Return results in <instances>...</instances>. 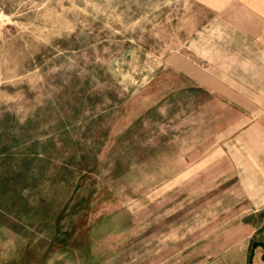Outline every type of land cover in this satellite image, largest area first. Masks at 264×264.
Instances as JSON below:
<instances>
[{
  "label": "rangeland",
  "instance_id": "374dc122",
  "mask_svg": "<svg viewBox=\"0 0 264 264\" xmlns=\"http://www.w3.org/2000/svg\"><path fill=\"white\" fill-rule=\"evenodd\" d=\"M245 4L0 0V264H199L264 234Z\"/></svg>",
  "mask_w": 264,
  "mask_h": 264
},
{
  "label": "crops",
  "instance_id": "0c3cea01",
  "mask_svg": "<svg viewBox=\"0 0 264 264\" xmlns=\"http://www.w3.org/2000/svg\"><path fill=\"white\" fill-rule=\"evenodd\" d=\"M246 2L254 3L253 7L250 4L249 6L248 4L245 5L249 7L247 10L254 17L261 19L262 28H264V0H243V3ZM261 133L262 128H260ZM247 144V142H244V145ZM252 144L256 147L264 146V139L260 135V137L254 138ZM239 155L241 156V154ZM261 168L264 169L263 166ZM261 229L262 226L256 223L255 219L245 225L242 223L239 230L243 235L239 236L236 243L226 244L219 251L210 250V252L207 251L201 254L200 256L204 259L199 264H264V234L259 235L257 233ZM229 242L231 241L229 240Z\"/></svg>",
  "mask_w": 264,
  "mask_h": 264
}]
</instances>
